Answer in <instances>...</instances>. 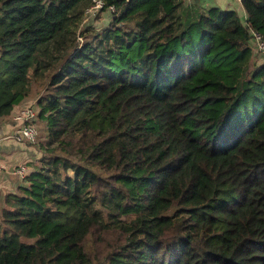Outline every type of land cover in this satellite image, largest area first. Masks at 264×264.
<instances>
[{"label":"trees","instance_id":"16d2710c","mask_svg":"<svg viewBox=\"0 0 264 264\" xmlns=\"http://www.w3.org/2000/svg\"><path fill=\"white\" fill-rule=\"evenodd\" d=\"M94 1L0 0V120L48 79L0 264H264V0Z\"/></svg>","mask_w":264,"mask_h":264},{"label":"crops","instance_id":"0c3cea01","mask_svg":"<svg viewBox=\"0 0 264 264\" xmlns=\"http://www.w3.org/2000/svg\"><path fill=\"white\" fill-rule=\"evenodd\" d=\"M193 1L201 10L209 9L211 7L224 9V5L221 6L218 2L209 4L206 0ZM231 3L233 5V9L230 10L236 11L241 19V22L245 23L246 16L240 1L234 0ZM235 4H237V6H235ZM225 7L228 8L227 5ZM33 100V98L25 99L19 105L14 107L12 114L9 117L0 120V167L2 168L0 171V201L3 200V197L6 194L14 193L16 189L23 184V180L13 174L16 167L24 166L27 169V173H30L33 170V165L38 158L39 149L36 146L26 143H18L13 136L17 128L14 116L19 113L22 108L30 105Z\"/></svg>","mask_w":264,"mask_h":264},{"label":"built area","instance_id":"2783aa9c","mask_svg":"<svg viewBox=\"0 0 264 264\" xmlns=\"http://www.w3.org/2000/svg\"><path fill=\"white\" fill-rule=\"evenodd\" d=\"M186 3H191L193 0H185ZM95 4H93L90 8L86 10V15H90V13L95 10L96 12L99 11L103 7V1L102 0H96L94 1ZM111 11H114V8H110ZM252 37H253V44L256 48L257 52L264 55V39L257 33L252 31ZM36 120H37V114L35 111V107L33 105H27L24 108H22L19 113H17L14 116V121L16 122V130L14 133V138L16 142L21 144H29V145H35L37 143L39 138V132L36 127ZM2 168L0 167V171ZM14 175H17L21 180H23L27 173V169L24 166H18L13 171Z\"/></svg>","mask_w":264,"mask_h":264},{"label":"rangeland","instance_id":"374dc122","mask_svg":"<svg viewBox=\"0 0 264 264\" xmlns=\"http://www.w3.org/2000/svg\"><path fill=\"white\" fill-rule=\"evenodd\" d=\"M209 4H214L215 2H218L221 6L224 5V9H233V5L231 2H233L234 0H206ZM95 4V2L93 3ZM228 6L225 7V6ZM92 6V5H91ZM230 6V8H229ZM235 6H237V4H235ZM110 10H99V11H95L93 10L90 15H87V17L85 18V21L83 20L80 27H79V30H85L86 28L90 27V29L94 30V31H102V30H105L109 27L110 25V22H111V19H112V14L109 12ZM77 40H79V42L81 43L82 42V38H78L77 36ZM252 48H253V51H254V62L255 64H262L264 62V55L263 54H260L256 51V49L254 48V44H252ZM44 61V59L42 60ZM46 82L45 84H40L37 85L35 84V86L33 87V93L31 94V97L34 99L32 102H31V105H33L35 107V111H36V114L38 115V109L36 107L37 105V99L39 97H41L43 94H44V89H45V86H46V83L48 81L47 77L45 78ZM52 89V88H51ZM19 105V104H18ZM17 106V105H16ZM14 109V108H13ZM13 111V110H12ZM12 114V112H11ZM36 127L38 129V132H39V138H38V141L37 143H35L34 146H36L38 149L41 148V146L45 143L46 141V130L44 128V125L42 122L36 120Z\"/></svg>","mask_w":264,"mask_h":264}]
</instances>
